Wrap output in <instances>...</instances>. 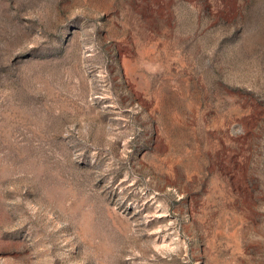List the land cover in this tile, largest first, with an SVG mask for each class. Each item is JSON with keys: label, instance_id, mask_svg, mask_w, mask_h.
<instances>
[{"label": "rangeland", "instance_id": "374dc122", "mask_svg": "<svg viewBox=\"0 0 264 264\" xmlns=\"http://www.w3.org/2000/svg\"><path fill=\"white\" fill-rule=\"evenodd\" d=\"M0 264H264V0H0Z\"/></svg>", "mask_w": 264, "mask_h": 264}]
</instances>
